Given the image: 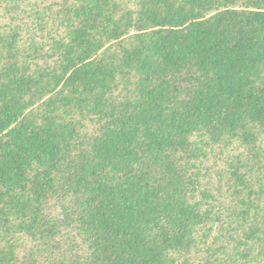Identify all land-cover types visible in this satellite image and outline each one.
<instances>
[{
	"label": "trees",
	"instance_id": "trees-1",
	"mask_svg": "<svg viewBox=\"0 0 264 264\" xmlns=\"http://www.w3.org/2000/svg\"><path fill=\"white\" fill-rule=\"evenodd\" d=\"M0 264H264V0H0Z\"/></svg>",
	"mask_w": 264,
	"mask_h": 264
}]
</instances>
